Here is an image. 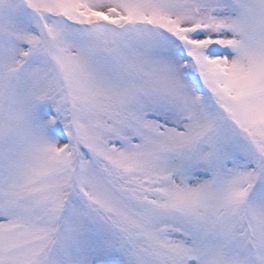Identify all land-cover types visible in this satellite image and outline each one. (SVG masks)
Wrapping results in <instances>:
<instances>
[{
	"label": "snow or ice",
	"instance_id": "obj_1",
	"mask_svg": "<svg viewBox=\"0 0 264 264\" xmlns=\"http://www.w3.org/2000/svg\"><path fill=\"white\" fill-rule=\"evenodd\" d=\"M0 264H264V0H0Z\"/></svg>",
	"mask_w": 264,
	"mask_h": 264
}]
</instances>
